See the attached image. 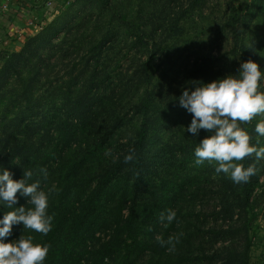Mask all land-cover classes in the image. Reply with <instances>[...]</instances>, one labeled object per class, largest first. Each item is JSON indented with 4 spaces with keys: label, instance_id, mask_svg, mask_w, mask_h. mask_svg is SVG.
I'll return each mask as SVG.
<instances>
[{
    "label": "rangeland",
    "instance_id": "374dc122",
    "mask_svg": "<svg viewBox=\"0 0 264 264\" xmlns=\"http://www.w3.org/2000/svg\"><path fill=\"white\" fill-rule=\"evenodd\" d=\"M46 11L51 18L34 38L21 40L18 48L0 56L1 72L20 54L17 72L12 74L16 71L12 66L11 77L0 84V142L11 139L21 121H33V129L43 133L49 130L45 127L49 120L94 114L98 102L125 104L128 97L151 98L142 145L147 181L159 184L165 178L187 188L189 180L196 187L237 186L214 171L215 162L194 164L195 147L210 133L186 131L191 114L178 98L184 89L194 90L193 82L206 84L237 75L243 62L264 68V0H50ZM130 87L138 88L137 96L125 92ZM67 100L71 102L65 106ZM126 108L129 130L114 136L124 145L141 120ZM260 120L264 114L241 124L257 148L264 147V136L254 131ZM61 130L53 126V131ZM20 132L29 131L23 127ZM237 163L254 165L255 174L250 177L254 188L247 215L235 210L234 219L251 222L250 262L264 264V158L257 160L253 153ZM169 190L157 191L166 196ZM234 196L233 192L229 203ZM226 246L215 245L213 251L225 248V254Z\"/></svg>",
    "mask_w": 264,
    "mask_h": 264
},
{
    "label": "trees",
    "instance_id": "16d2710c",
    "mask_svg": "<svg viewBox=\"0 0 264 264\" xmlns=\"http://www.w3.org/2000/svg\"><path fill=\"white\" fill-rule=\"evenodd\" d=\"M19 55L0 72V84L11 77L12 66L16 69L12 74L17 72ZM125 92L137 96L138 88ZM125 105L141 120L137 119L139 128L125 137L128 143L124 145L114 136L129 130ZM151 106V98L128 97L125 104L109 99L94 104V114L84 112L58 122L47 121L49 130L43 133L33 129L31 120L19 122L15 135L0 142V171L8 163L13 180L22 179L24 171H32L28 183L39 180L45 192L51 190L47 212L53 221L47 235L23 229L22 223L13 225L4 242L31 235L33 243L48 244L44 264H105L106 257L107 264H251V222L234 218L238 217L235 210L247 215L254 183L250 178L237 186L224 184L223 188L212 183L196 187L191 180L187 188L177 181L170 184L165 178L159 184L149 183L142 145L145 114ZM108 108H113L111 114H105ZM51 125L62 130L55 132ZM23 127L28 128V134L20 132ZM130 152L134 159L125 163L124 156ZM41 168L47 170L46 178ZM167 187L166 196L158 193ZM233 192L234 200L229 203ZM17 197L13 208L0 204V218L14 207H32L27 197L19 193ZM168 209L176 212L171 223L159 219ZM158 236L165 241L178 237L179 242L168 251V245L162 247L157 242ZM239 242L242 247L238 252ZM215 245H227L228 250L223 254L222 248L216 253Z\"/></svg>",
    "mask_w": 264,
    "mask_h": 264
},
{
    "label": "clouds",
    "instance_id": "9594fccd",
    "mask_svg": "<svg viewBox=\"0 0 264 264\" xmlns=\"http://www.w3.org/2000/svg\"><path fill=\"white\" fill-rule=\"evenodd\" d=\"M193 88L191 91L184 89L178 98L179 105L191 114L186 131L193 135H198L201 129L210 133L195 147L194 164L215 162L216 173H224L234 184L246 183L255 174V167H244L237 162L253 153L257 160L264 158V147L257 148L256 144L250 143L252 137L241 124L264 114V91H260L264 89V68L253 61L243 62L237 75L206 84L193 82ZM254 131L258 136H264V120L256 123ZM133 159L131 152L124 156L125 163ZM40 172L46 178L47 170L41 168ZM32 175V171H24L22 179L13 180L8 170L0 171V204L13 208L19 193L20 197H27V203L32 206L28 209L14 207L13 211L0 218V264H44L49 252L48 244L33 243L31 235L4 242V238L12 234L13 225L21 223L23 229L42 235L51 231L53 216L47 212L51 190L45 192L39 180L28 183ZM175 218L176 212L171 209L159 217L168 223ZM156 239L162 247L168 245V251H172L175 243L179 242L178 237L175 240L169 237L166 241L159 236Z\"/></svg>",
    "mask_w": 264,
    "mask_h": 264
},
{
    "label": "crops",
    "instance_id": "0c3cea01",
    "mask_svg": "<svg viewBox=\"0 0 264 264\" xmlns=\"http://www.w3.org/2000/svg\"><path fill=\"white\" fill-rule=\"evenodd\" d=\"M48 1L0 0V56L39 33L51 18Z\"/></svg>",
    "mask_w": 264,
    "mask_h": 264
}]
</instances>
